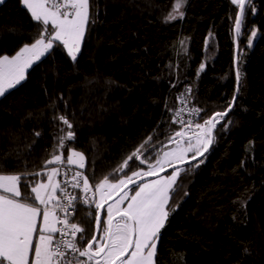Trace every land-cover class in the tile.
<instances>
[{
    "label": "trees",
    "instance_id": "trees-1",
    "mask_svg": "<svg viewBox=\"0 0 264 264\" xmlns=\"http://www.w3.org/2000/svg\"><path fill=\"white\" fill-rule=\"evenodd\" d=\"M173 4L90 0L76 61L63 45L54 47L28 69L20 86L0 97V173L40 171L61 127L52 117L67 112L76 133L68 147L86 158L84 168L70 166L94 187L148 136L161 155L176 145L167 137L181 128L172 123L180 97L204 110L197 122L224 111L236 95L238 71L236 103L224 118L232 123L226 130L217 125L204 163L181 173L170 201L175 210L157 242L156 264H264V0H252L255 11L246 10L237 33V71L238 6L230 0H188L184 18L165 23ZM39 32L21 0L0 3V55H14ZM189 132L186 139L193 136ZM145 156L155 162L153 150ZM147 167L135 161L125 171L131 175ZM21 194L34 196L30 187L22 186ZM94 214V206L78 202L70 215L85 229L86 240L96 231Z\"/></svg>",
    "mask_w": 264,
    "mask_h": 264
},
{
    "label": "snow or ice",
    "instance_id": "snow-or-ice-1",
    "mask_svg": "<svg viewBox=\"0 0 264 264\" xmlns=\"http://www.w3.org/2000/svg\"><path fill=\"white\" fill-rule=\"evenodd\" d=\"M3 2L0 0V3ZM230 2L239 8L234 20L235 30L239 34L246 10L254 12L255 7L252 0ZM21 3L39 25V37L32 43L23 44L14 55H0V97L20 86L26 79L27 69L54 47L63 45L75 62L90 20V0H21ZM187 3L188 0H174L172 11L164 22L183 19L185 12L182 9ZM251 35L255 37L256 32L253 31ZM200 67L203 69L204 65ZM239 77L240 73L237 72L238 81ZM186 92L191 93V89H186ZM236 99L234 95L223 112H215L203 123H195L198 131L194 132V139H187V146L184 128L191 131L193 121H185L182 117L184 109H177L173 113L172 123H179L181 128L167 137V140L176 144L175 148L163 151L161 155L156 144L151 143L153 137L148 136L111 173L95 184L94 191L88 176L80 171L74 172L72 181H65V184L71 183L72 188L81 189L82 197L73 196L56 181L59 166L65 163L64 149L75 141L76 133L67 112L54 115L52 120L58 121L61 127L55 136L57 143L53 145L51 158L44 162V167L37 172L0 174V264H156L160 232L170 213L175 210L170 201L178 179L181 173L190 172L204 163L203 158L215 141L217 125L226 130L232 123L224 118L232 110ZM182 103H187V97ZM52 107H56L55 103ZM203 111L193 107L189 109V114L199 117ZM34 135L40 137L41 133L35 132ZM150 149L156 153L154 163L149 162L151 156H145ZM68 153V165H78L81 169L85 167L86 158L82 152L68 147ZM135 161L147 163V170L141 168L128 175L125 169L130 167V162ZM49 165L56 166L49 168ZM167 168L172 169L171 173L161 176L160 173ZM121 173L123 175H118ZM44 175L47 176L46 183L35 179ZM30 176L33 177L31 181L28 180ZM153 176L157 178L144 181V178ZM130 185L135 187L130 188ZM22 186L30 187L34 196L22 197ZM58 190L63 193L66 204L56 195ZM130 191L134 192L131 196ZM120 193L118 199L108 204L107 217L101 227L100 209L113 194ZM125 201L127 205L122 207ZM78 202L87 208L94 206L95 229L103 233L99 240L95 234L86 240L85 229L78 223H70L69 214L77 211ZM57 209L65 214L63 219L56 214ZM88 215L92 216V213ZM40 217L42 223L38 227ZM243 252L249 254V249L245 246Z\"/></svg>",
    "mask_w": 264,
    "mask_h": 264
},
{
    "label": "built area",
    "instance_id": "built-area-1",
    "mask_svg": "<svg viewBox=\"0 0 264 264\" xmlns=\"http://www.w3.org/2000/svg\"><path fill=\"white\" fill-rule=\"evenodd\" d=\"M62 11H63V9H62ZM184 99H185L184 97H180V99L178 101L177 108L175 109V111L177 109L183 108L184 109V112L182 113L183 119L185 121L192 120L193 124H194V123L197 122V120H198V118L200 116L198 117V116H195L194 114L190 115L189 114V109H191L193 107L201 109V107L199 105H196V104H191L188 100H187V103H182V101ZM200 115H201V113H200ZM76 171H80V170L79 169H74L70 165H68L67 162H66V157H65V163L63 165L59 166V178H60V182H61L60 184H61L62 187H66L67 192L71 193L73 196H81L82 197L83 196V192H82L81 189H79L81 191V193L77 194L76 193L77 189L72 188L71 187V183L65 184V181H69V182L72 181V176H73L74 172H76ZM80 172H82V171H80ZM92 188H93V191H94V187H92ZM58 197L61 199L62 203H65V204L67 203V201L63 199V193L58 192ZM57 210L62 213V216L60 218L63 219L65 214L60 209H57ZM71 214L72 213H70L69 217H68L69 221H70V215ZM70 223H71V221H70ZM59 226L60 225H58V227Z\"/></svg>",
    "mask_w": 264,
    "mask_h": 264
},
{
    "label": "crops",
    "instance_id": "crops-1",
    "mask_svg": "<svg viewBox=\"0 0 264 264\" xmlns=\"http://www.w3.org/2000/svg\"><path fill=\"white\" fill-rule=\"evenodd\" d=\"M62 2H63V0H61ZM185 146H186V141H185ZM176 147V145H174L173 147H170V148H168V149H166L165 151H170L171 149H173V148H175ZM53 166H56V165H52V166H50L49 168H51V167H53ZM179 166V165H178ZM182 167V166H181ZM146 171V170H145ZM171 171H172V169H170L169 170V172H165V173H163V174H160L161 176H166V175H168L169 173H171ZM0 174H11V173H0ZM157 177H155V176H153V177H151V178H149V179H146V180H144V181H147V180H152V179H156ZM40 180H42L43 182H47V176L46 175H44V176H42L41 178H40ZM56 181L57 182H59L60 180H59V175H57L56 176ZM144 181H142V182H144ZM60 183V182H59ZM58 192V191H57ZM134 194V192H132V193H129V195L131 196V195H133ZM96 199L98 200L99 199V194L97 193L96 194ZM37 204H38V202H37ZM126 205H127V201H125V203H124V205H122V207H126ZM42 207V206H41ZM56 214L59 216V217H61L62 216V213H61V215H60V213L58 212V210H56ZM40 223H42V217H40V218H38V227H39V224Z\"/></svg>",
    "mask_w": 264,
    "mask_h": 264
},
{
    "label": "water",
    "instance_id": "water-1",
    "mask_svg": "<svg viewBox=\"0 0 264 264\" xmlns=\"http://www.w3.org/2000/svg\"><path fill=\"white\" fill-rule=\"evenodd\" d=\"M238 11H239V8H238ZM234 34H235V41H236V47H235V67H236V71H237V68H238V65H237V58H238V49H239V39H238V35H237V32H236V30H235V26H234ZM238 72V71H237ZM237 89H239V81L237 80V88H236V98H237V95H238V90ZM233 108V107H232ZM219 112H223V111H219ZM211 148V147H210ZM171 168H167L166 169V171H168V170H170ZM165 171V172H166ZM165 172H162V173H160V174H163V173H165ZM119 194H113L112 195V198L111 199H109V200H107V202L104 204V207L102 208V209H100V212H101V217H102V213H103V210H104V208H105V206H106V204L107 203H109L111 200H113L114 198H116L117 196H118ZM99 234H100V232H96L95 231V235L97 236V238H98V236H99Z\"/></svg>",
    "mask_w": 264,
    "mask_h": 264
},
{
    "label": "rangeland",
    "instance_id": "rangeland-1",
    "mask_svg": "<svg viewBox=\"0 0 264 264\" xmlns=\"http://www.w3.org/2000/svg\"><path fill=\"white\" fill-rule=\"evenodd\" d=\"M255 32H256V30H254ZM84 37V36H83ZM253 40H254V38L252 37V39H251V44H252V42H253ZM82 42H83V38H82V40H81V44H82ZM81 44H80V48H81ZM9 56H11V55H9ZM27 71H28V69H27ZM27 71H26V76H27ZM197 123H203V122H197ZM192 130H193V134H194V132H196V131H198V129H196V128H192ZM186 133L187 134H189L190 132H189V129L187 128V131H186ZM191 137H193V139H194V136H191ZM185 141H187V139L185 138ZM187 146V145H186ZM76 150V149H75ZM76 151H78V152H81V151H79V150H76ZM75 166V165H74ZM76 166H78V165H76ZM60 180V179H59ZM60 182V181H59ZM58 192H59V190H58ZM58 192L56 193V195L58 196ZM119 198V196L118 197H116V198H114L113 200H111L108 204H112L116 199H118ZM108 204H107V206H108ZM59 212V211H58ZM60 213V215H61V212H59ZM106 217H107V214H106ZM117 220L119 219V217H117L116 218ZM102 235H103V233H102Z\"/></svg>",
    "mask_w": 264,
    "mask_h": 264
}]
</instances>
